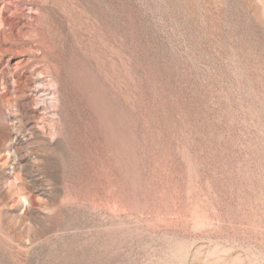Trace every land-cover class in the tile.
I'll list each match as a JSON object with an SVG mask.
<instances>
[{
    "label": "rangeland",
    "instance_id": "rangeland-1",
    "mask_svg": "<svg viewBox=\"0 0 264 264\" xmlns=\"http://www.w3.org/2000/svg\"><path fill=\"white\" fill-rule=\"evenodd\" d=\"M0 264H264V0H0Z\"/></svg>",
    "mask_w": 264,
    "mask_h": 264
},
{
    "label": "bare ground",
    "instance_id": "bare-ground-1",
    "mask_svg": "<svg viewBox=\"0 0 264 264\" xmlns=\"http://www.w3.org/2000/svg\"><path fill=\"white\" fill-rule=\"evenodd\" d=\"M14 68L18 69L19 66H18V68H17V66H14ZM30 75H32V74H30ZM30 75H28L27 77H25V79L22 80V75L17 70L16 74L14 75V78H15L14 84H17L18 83L19 86L22 87L23 89L29 88L31 86V83H32V80H31V76ZM48 95L53 96V93L52 94H48ZM42 97H44L45 100H46L47 95H43ZM18 144H20V143L18 142ZM13 152H16V149H14L12 151V153Z\"/></svg>",
    "mask_w": 264,
    "mask_h": 264
}]
</instances>
